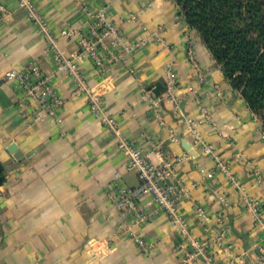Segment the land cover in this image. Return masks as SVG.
Returning <instances> with one entry per match:
<instances>
[{
    "label": "crops",
    "instance_id": "1",
    "mask_svg": "<svg viewBox=\"0 0 264 264\" xmlns=\"http://www.w3.org/2000/svg\"><path fill=\"white\" fill-rule=\"evenodd\" d=\"M1 1L11 10V18L0 31V161L6 175L0 187V264H184V254L175 249L177 233L151 196L138 202V210L150 214L145 223H136L114 207L115 185L132 188L139 180L134 171H127L116 138L89 111L86 99L70 97L73 84L66 75L53 81L65 98L59 121L31 123L34 104L27 103L24 110L18 107L21 94L13 83L1 80L3 74L29 63L50 74L53 64L45 40L17 0ZM31 1L55 33L86 31V19L74 0ZM81 1L106 8L128 43L145 40L127 62L115 63L101 80L96 79L91 62L80 59L78 65L90 86L102 95L124 136L151 163H172L186 193L179 210L189 220L192 235L208 243L212 236L207 228L213 234L225 230L224 249L209 242L214 263L254 264L264 230L254 225L243 197L264 202V181L256 175L264 180L260 122L226 81L173 0ZM130 15L135 19L130 20ZM188 47L194 65L187 58ZM58 48L65 56L73 55L76 39H60ZM168 64L176 79L180 113L173 111L164 94ZM157 85L156 96L152 90ZM155 99L164 125L151 114ZM191 125L227 163L241 189L230 184L212 158L200 155V146L193 145L187 134ZM172 136L180 139L173 141ZM12 145L14 152L9 150ZM206 172L213 177L207 178ZM197 206L207 215L206 222L196 215Z\"/></svg>",
    "mask_w": 264,
    "mask_h": 264
},
{
    "label": "built area",
    "instance_id": "2",
    "mask_svg": "<svg viewBox=\"0 0 264 264\" xmlns=\"http://www.w3.org/2000/svg\"><path fill=\"white\" fill-rule=\"evenodd\" d=\"M74 1L80 6L81 13L87 22V29L84 32L63 29L59 33H55L31 0H17L18 7L25 18L45 40L53 69L50 74H45L37 64L29 63L19 70H7L1 80L4 83H13L18 89L21 99L17 105L20 109L24 110L27 103L34 104L35 112L30 120L31 123H36L44 119L59 121L58 115L65 103V98L57 93L53 81L61 74L66 75L73 84L70 97L86 99L89 111L116 138V148L126 158L127 171H134L139 180V184L132 188L115 185L117 200L114 207L122 215L132 216L136 223H145L150 219V214L139 211L138 202L143 196H151L156 208L167 216L170 227L177 233L178 242L175 249L184 254L183 263L199 260L200 264H215L213 251H208L209 242L219 249H224L225 230L213 234V230L207 228L206 231L212 236L208 243L200 241L192 235L189 220L179 210V203L186 196V193L172 163L164 161H161L160 165L151 163L143 151L135 147L124 136L117 118L108 113L102 95L90 86L84 72L78 65L80 59H88L94 67L96 79L101 80L115 63L127 62L130 54L144 46L145 40L133 44L128 43L118 23L109 17L106 8H94L85 5L81 0ZM135 17V15H130L129 19L133 20ZM10 18L11 10L0 0V31ZM70 38L76 39L77 52L65 56L59 50L58 43L60 39ZM187 58L189 62L195 64L193 51L190 47L187 48ZM164 72L165 97L172 105L173 111L180 113L175 96L177 84L172 65L168 64ZM151 114L160 125L165 124L156 99L152 101ZM203 114L206 116V111H203ZM187 134L192 137L193 145L200 146V155L212 158L216 167L227 177L230 184L241 189L239 180L231 174L227 163L215 154L211 146L199 138L194 126L188 129ZM171 139L175 141L180 138L172 136ZM256 175L259 182L264 181L260 174L257 173ZM205 176L212 178L213 174L206 172ZM115 177L119 178L120 174H115ZM243 201L254 225L264 230L263 200L244 196ZM195 213L202 222L208 220L207 215L199 206L195 207ZM129 234L133 241L144 249L141 239L132 231ZM256 253L257 260L254 264H264V242L257 245Z\"/></svg>",
    "mask_w": 264,
    "mask_h": 264
},
{
    "label": "trees",
    "instance_id": "3",
    "mask_svg": "<svg viewBox=\"0 0 264 264\" xmlns=\"http://www.w3.org/2000/svg\"><path fill=\"white\" fill-rule=\"evenodd\" d=\"M264 132V0H173ZM6 180L0 161V187Z\"/></svg>",
    "mask_w": 264,
    "mask_h": 264
},
{
    "label": "water",
    "instance_id": "4",
    "mask_svg": "<svg viewBox=\"0 0 264 264\" xmlns=\"http://www.w3.org/2000/svg\"><path fill=\"white\" fill-rule=\"evenodd\" d=\"M159 89H160V86L157 85L156 88H155L154 90H152L153 94H155V95L157 96L158 93H159ZM185 148L188 150L187 147H185ZM14 149H15V147H14L13 145L10 146V148H9V150H10L11 152H14V151H13Z\"/></svg>",
    "mask_w": 264,
    "mask_h": 264
}]
</instances>
